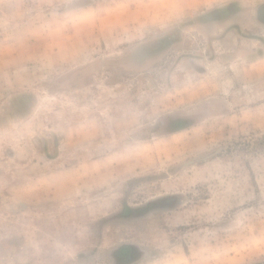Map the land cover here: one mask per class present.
<instances>
[{
    "label": "rangeland",
    "instance_id": "374dc122",
    "mask_svg": "<svg viewBox=\"0 0 264 264\" xmlns=\"http://www.w3.org/2000/svg\"><path fill=\"white\" fill-rule=\"evenodd\" d=\"M0 264H264V0H0Z\"/></svg>",
    "mask_w": 264,
    "mask_h": 264
},
{
    "label": "flooded vegetation",
    "instance_id": "af4514ba",
    "mask_svg": "<svg viewBox=\"0 0 264 264\" xmlns=\"http://www.w3.org/2000/svg\"><path fill=\"white\" fill-rule=\"evenodd\" d=\"M176 124H178V122Z\"/></svg>",
    "mask_w": 264,
    "mask_h": 264
}]
</instances>
